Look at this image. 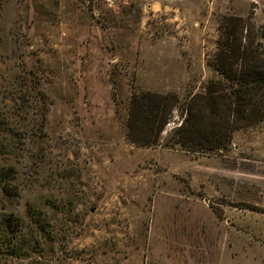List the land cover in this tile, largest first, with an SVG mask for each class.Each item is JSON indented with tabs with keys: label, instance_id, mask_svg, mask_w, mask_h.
Instances as JSON below:
<instances>
[{
	"label": "rangeland",
	"instance_id": "1",
	"mask_svg": "<svg viewBox=\"0 0 264 264\" xmlns=\"http://www.w3.org/2000/svg\"><path fill=\"white\" fill-rule=\"evenodd\" d=\"M152 2L0 0V79L33 81L49 108L17 166L21 198L0 192V214L39 210L55 237L8 264H264V123L225 150L167 146L218 77L222 20L251 18L262 35L264 0ZM141 92L180 98L158 146L127 139Z\"/></svg>",
	"mask_w": 264,
	"mask_h": 264
},
{
	"label": "trees",
	"instance_id": "2",
	"mask_svg": "<svg viewBox=\"0 0 264 264\" xmlns=\"http://www.w3.org/2000/svg\"><path fill=\"white\" fill-rule=\"evenodd\" d=\"M250 19L225 17L219 28L214 59L218 75L204 93L185 102L183 124L174 130L167 146L189 152H216L228 148L238 130L264 123V33ZM0 79V192L7 201L21 198L18 164L29 144L43 137L48 101L36 83ZM176 94L133 93L127 122V139L140 147L158 146L173 112ZM171 142V143H170ZM26 218L0 214V264L44 253L55 239L54 226L43 212L29 209Z\"/></svg>",
	"mask_w": 264,
	"mask_h": 264
},
{
	"label": "crops",
	"instance_id": "3",
	"mask_svg": "<svg viewBox=\"0 0 264 264\" xmlns=\"http://www.w3.org/2000/svg\"><path fill=\"white\" fill-rule=\"evenodd\" d=\"M160 6V0H153L151 7L158 10Z\"/></svg>",
	"mask_w": 264,
	"mask_h": 264
},
{
	"label": "built area",
	"instance_id": "4",
	"mask_svg": "<svg viewBox=\"0 0 264 264\" xmlns=\"http://www.w3.org/2000/svg\"><path fill=\"white\" fill-rule=\"evenodd\" d=\"M171 123L168 124V127H170Z\"/></svg>",
	"mask_w": 264,
	"mask_h": 264
}]
</instances>
